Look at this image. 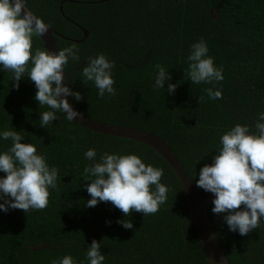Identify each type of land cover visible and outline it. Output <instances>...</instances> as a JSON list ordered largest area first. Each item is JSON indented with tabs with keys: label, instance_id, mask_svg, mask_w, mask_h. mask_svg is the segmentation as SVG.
<instances>
[{
	"label": "trees",
	"instance_id": "16d2710c",
	"mask_svg": "<svg viewBox=\"0 0 264 264\" xmlns=\"http://www.w3.org/2000/svg\"><path fill=\"white\" fill-rule=\"evenodd\" d=\"M76 1H80L75 3ZM27 0L45 22L70 39L56 35L59 49L74 45L79 60L71 58L68 86L82 94L75 104L96 120L141 128L166 140L193 178L213 161L222 147L221 136L236 124L258 134L255 121L264 112V0ZM83 3V2H92ZM203 38L223 81L192 84L186 76L191 45ZM47 51L41 37H33V54ZM104 54L114 61L116 95L101 98L94 83H85L82 69ZM171 73L174 93L154 88L155 66ZM219 88L222 98L212 100L206 89ZM35 84L25 76L15 87L11 71L0 70V130H18L22 142L34 143L50 167L58 169L57 187L50 188L42 210L0 212V264H52L71 255L87 264L85 253L93 240L101 241L103 264H209L187 205L182 186L169 164L152 148L124 137L87 129L64 114L47 128L40 126L42 111ZM203 101L199 102V97ZM11 140H0L7 151ZM89 148L104 153L139 155L146 164L163 169L161 183L168 199L154 214L133 211L129 216L110 202L89 208L84 157ZM5 175V173H0ZM198 188V187H197ZM202 196L212 193L198 188ZM209 207L212 227L233 264H264V221L241 236L229 231L225 214ZM243 207V205H241ZM128 219L132 229L116 221ZM111 220L109 224L106 221Z\"/></svg>",
	"mask_w": 264,
	"mask_h": 264
},
{
	"label": "clouds",
	"instance_id": "9594fccd",
	"mask_svg": "<svg viewBox=\"0 0 264 264\" xmlns=\"http://www.w3.org/2000/svg\"><path fill=\"white\" fill-rule=\"evenodd\" d=\"M49 29L50 24L28 10L27 0H0V70L12 72L17 89L25 76L35 84L34 99L41 108L49 109L42 111L39 119L40 126L46 128L57 119L58 112L70 122L83 117L68 99L73 97L78 102L82 94L64 83V66L70 58L79 60V49L72 45L59 51L37 49L33 54V37L44 36ZM208 53L209 47L203 38L191 45L185 73L192 84L223 81V68L216 66ZM114 68V61L100 54L83 67V80L94 83L99 97L114 96ZM155 68L154 88L165 89L171 73L159 64ZM176 87L175 83H167L169 93H174ZM206 94L212 100L222 98L219 88L209 87ZM202 101L201 96L199 102ZM255 128L258 134L241 124L225 132L220 138L222 147L212 163L200 169L196 180L198 188L215 197L211 211L225 214L223 218L229 231L241 236L260 227L264 221V112L258 114ZM23 138L18 130H0V140H11L8 150L0 151V173H5L0 175V212L42 210L48 206L49 189L57 187L58 169L50 167L37 146L22 142ZM84 157L93 161L83 170L85 181H91L86 185L91 197L87 207L110 202L124 216L133 211L147 216L158 212L167 201L169 188L161 183L163 169L146 164L139 155L106 152L97 161L96 149L89 148ZM116 222L125 229L133 228V222L128 219ZM85 261L103 264L101 241L93 240L89 244ZM52 264H77V261L65 255Z\"/></svg>",
	"mask_w": 264,
	"mask_h": 264
},
{
	"label": "water",
	"instance_id": "95a60500",
	"mask_svg": "<svg viewBox=\"0 0 264 264\" xmlns=\"http://www.w3.org/2000/svg\"><path fill=\"white\" fill-rule=\"evenodd\" d=\"M75 1V0H74ZM80 2V1H78ZM87 4L88 2H83ZM94 4L95 1L90 2ZM29 11H31L34 15H36L32 9L27 5ZM38 16V15H36ZM39 17V16H38ZM47 23V22H46ZM77 24V23H76ZM80 28L85 32V38L89 36V30L80 25ZM56 35L61 36L62 38H66L68 40H72L74 42H81L83 40L70 39L66 36L59 33L51 24L49 32L40 36L43 42V45L47 51H59V46L57 44ZM65 70V79L64 83L68 85V75L69 71ZM69 102L73 105V108L83 113L79 107L75 104L72 97H69ZM77 124L90 129L92 131L106 134L110 136L116 137H124L136 140L137 142L143 143L150 148L154 149L173 169L176 174L182 189L184 191L187 205L189 208V212L191 215V221L194 223L202 249L207 258L209 264H233L223 246L221 245L218 237L215 234V231L212 227L210 216H209V207L212 205V201L215 198L213 194L208 196H202L198 191L197 186L195 185L193 178L183 165L182 161L178 157L177 153L171 147V145L164 140L159 135L132 126H126L121 124H113L106 122L104 120H96L85 113H83V117L77 118L74 120Z\"/></svg>",
	"mask_w": 264,
	"mask_h": 264
},
{
	"label": "flooded vegetation",
	"instance_id": "af4514ba",
	"mask_svg": "<svg viewBox=\"0 0 264 264\" xmlns=\"http://www.w3.org/2000/svg\"><path fill=\"white\" fill-rule=\"evenodd\" d=\"M71 1H74V0H71ZM76 1V0H75ZM78 1H76L75 3H77ZM66 3V0H62V2H61V5H60V8H59V11H60V13L63 15V17L64 18H66L68 21H71V22H75V20H73L71 17H69L68 15H67V12L65 11V9H64V4ZM88 3H90V2H88ZM80 25V24H79ZM89 37V36H88ZM87 37V38H88ZM87 38H85V32H84V38H83V40L81 41V42H84ZM80 43V42H79Z\"/></svg>",
	"mask_w": 264,
	"mask_h": 264
}]
</instances>
